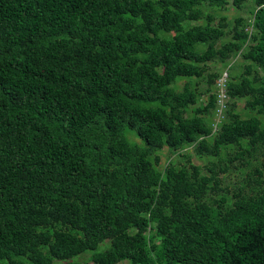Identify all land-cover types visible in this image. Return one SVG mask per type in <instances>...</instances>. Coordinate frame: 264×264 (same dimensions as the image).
Returning a JSON list of instances; mask_svg holds the SVG:
<instances>
[{
  "label": "trees",
  "instance_id": "16d2710c",
  "mask_svg": "<svg viewBox=\"0 0 264 264\" xmlns=\"http://www.w3.org/2000/svg\"><path fill=\"white\" fill-rule=\"evenodd\" d=\"M260 115L264 0H0V264H264Z\"/></svg>",
  "mask_w": 264,
  "mask_h": 264
},
{
  "label": "rangeland",
  "instance_id": "374dc122",
  "mask_svg": "<svg viewBox=\"0 0 264 264\" xmlns=\"http://www.w3.org/2000/svg\"><path fill=\"white\" fill-rule=\"evenodd\" d=\"M251 7H252L251 1H247L245 3V5L239 9L235 8L231 3H229L226 6V8L218 10L217 13L219 12V14L225 15L229 20H232L235 16H242L245 20H248L251 17V14H250V8ZM218 17H219V15L215 14L214 21H216L218 19ZM228 62H235V63L241 64V57L239 55H237L235 57H231L228 59L227 63ZM207 65L211 69H214L216 72H220V77L222 76L223 78H225V77L227 78L228 71H227L226 67H224L222 65V63L220 61H218V60L208 61ZM233 70H235V69H233ZM183 81H184V79H180L178 81V84L182 85ZM205 85H206L205 82H201L199 85V88H204ZM215 85H216L215 88H217V92H218V88H220V86L217 83H215ZM205 98H206V94H202L201 98H200V102L204 101ZM225 100H226V95L224 93L219 92L218 100L216 102L217 107L221 106ZM236 109L241 112L242 116H246L248 114L253 113V112L248 111L244 108V99L243 98L236 99ZM260 116L262 117V119H264V116H262V115H260ZM219 117H220L219 110H216L214 117H213V122H216ZM192 151H193V145L192 144L184 147L182 150V152H189L191 154V156H190L191 160L196 164H203L209 160L208 157H201L200 158V157L196 156L195 154L191 153ZM159 153H160L159 167H162L165 164H167L168 160L171 158L176 160V161L179 159L177 156V152L170 150L166 146H163L160 149ZM235 162L238 166H242L237 160ZM221 175L223 176L224 184L229 186V187H232L233 185H236L241 180V178L243 177L244 174H241L238 170L233 169L230 172H226V173H223ZM82 257L84 258V257H86V255L83 254ZM88 263L92 264V262L90 260L88 261ZM117 264H127V261L125 260L122 262H118Z\"/></svg>",
  "mask_w": 264,
  "mask_h": 264
},
{
  "label": "clouds",
  "instance_id": "9594fccd",
  "mask_svg": "<svg viewBox=\"0 0 264 264\" xmlns=\"http://www.w3.org/2000/svg\"><path fill=\"white\" fill-rule=\"evenodd\" d=\"M221 79H222V84L220 85V84H219V81H220ZM226 79H227L226 77L223 78L222 76L218 78L217 84L220 86V88H218V94H219V92H220V93H224V94L226 95V93H225V91H224V90H225V81H226ZM217 100H218V98H217ZM224 107H225V101L222 103L221 106H219V107L216 108V110H219V115H220V117L217 119L216 122H213V119H212V131H213V132H214V131L216 130V128L218 127V122L223 118L222 111H223ZM215 112H216V111H215Z\"/></svg>",
  "mask_w": 264,
  "mask_h": 264
},
{
  "label": "built area",
  "instance_id": "2783aa9c",
  "mask_svg": "<svg viewBox=\"0 0 264 264\" xmlns=\"http://www.w3.org/2000/svg\"><path fill=\"white\" fill-rule=\"evenodd\" d=\"M219 84H220V85L222 84V79L219 81Z\"/></svg>",
  "mask_w": 264,
  "mask_h": 264
}]
</instances>
